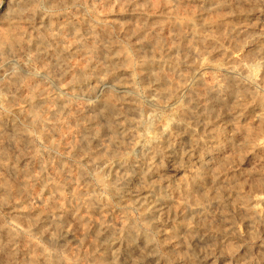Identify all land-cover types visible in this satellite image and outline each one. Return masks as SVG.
<instances>
[{
	"label": "rangeland",
	"instance_id": "obj_1",
	"mask_svg": "<svg viewBox=\"0 0 264 264\" xmlns=\"http://www.w3.org/2000/svg\"><path fill=\"white\" fill-rule=\"evenodd\" d=\"M74 2L83 6L72 7ZM44 9L26 11L22 0H2L0 4V237L7 241L9 234H13L18 254H26L29 264H48V237L41 235L46 221L42 218L48 214L47 207L54 196L86 191L84 181H77L76 164L85 163L92 152L99 151L100 145L107 144L105 132L109 131L108 136H111L113 116L124 113L119 123L128 131L126 143L130 140L140 142L144 127L128 123L125 118L128 121L147 119L152 116V109H141L139 103L134 102L135 97L127 95L136 90L129 86L133 79L137 88H148L152 95L161 92L162 98L170 102L162 124L170 127L173 133L182 129L176 135L177 145L194 140L193 132L204 135L205 125L209 132L213 131L203 110L210 107L208 101L215 99L214 96L222 95L223 89L232 93L231 103L236 110L246 109L241 117L246 130L259 127L254 118L261 111L258 105H264V100L259 99L238 103L239 94L251 88L242 82L241 75L229 78L219 68L225 58L231 57L234 63L242 66L244 75L249 73L244 79L251 80L258 75L257 82L264 87L261 58L264 56V7H245L242 0H45ZM240 25L253 28L249 36L234 33L232 27ZM193 32L197 36L206 35L208 39L189 38ZM204 47L220 53L212 59L205 54ZM203 60H210L211 66L192 79ZM106 68L113 72L103 79ZM111 77L127 85L124 90L127 99L117 103L115 108L102 103L110 99L112 87L118 93L113 83L106 82ZM153 79L158 84L149 88ZM185 83L189 84L188 88L177 91ZM177 117L181 118L180 123L176 122ZM217 121V129H221L223 122L219 120L218 108ZM235 129V132L230 129V134L241 140L240 125ZM217 141L221 142L222 137ZM254 157L255 153L234 156L229 145L206 159L213 160L216 166L232 160L237 168L251 169ZM198 160L199 154L194 163ZM163 162L167 165L161 171V175L168 178L165 186L169 179H174L176 190L149 199L163 235L170 237L165 239L164 249L179 255L180 248L186 249L189 243L193 216L199 219L201 210L195 207V202L210 192V186L201 190L198 181L189 179L182 168L174 167L180 163L179 157L170 159L165 153ZM196 167L200 164L196 163ZM62 184L65 186L63 193L58 191ZM136 187L139 188V184ZM248 190L246 187L245 191ZM142 194L148 195L147 192ZM182 196L191 197L192 208L181 207ZM230 198L231 205L225 201L223 207L213 203L209 208L213 228L220 230L213 235H222L231 227V221L245 233L250 231L252 221L243 220V209L235 206V194ZM113 203L114 208L93 210L85 220H92L97 231L101 215L109 223L120 226L124 205L118 201ZM127 203L131 205L132 201ZM60 204L69 206L63 199ZM259 206L264 208V203ZM66 219L74 230L79 228L69 235V240L82 239L88 225L80 224L74 212ZM259 231L261 239L240 250L237 259L251 252L252 264H264V223ZM204 234L203 230L193 233L191 242L195 244L196 237ZM87 243L96 246V236L91 235ZM116 244L115 248L123 253V260L131 250L126 242ZM90 250L86 247L83 252ZM78 251L76 244L69 245L64 264H72L73 255ZM111 255L109 253L99 264H108ZM24 258H20L21 262ZM218 264H224V258ZM240 264L246 261L240 260Z\"/></svg>",
	"mask_w": 264,
	"mask_h": 264
},
{
	"label": "clouds",
	"instance_id": "obj_2",
	"mask_svg": "<svg viewBox=\"0 0 264 264\" xmlns=\"http://www.w3.org/2000/svg\"><path fill=\"white\" fill-rule=\"evenodd\" d=\"M22 2L29 12H34L36 8L44 9L45 0H22ZM242 3L245 7L254 9L264 7V0H242ZM76 6L83 5L74 2L72 7ZM112 72L113 69L106 68L102 78L106 79L107 76L112 75ZM242 82L249 85L251 91L241 92L237 97L238 103H246L253 99L264 100V87L256 78L243 79ZM119 83L123 84L124 81ZM156 84H158L157 80H151L149 88ZM129 86L136 90L127 95L134 96V102H138L141 109L151 107L152 116L147 119L142 117L140 121H128L127 117L125 118L128 123L144 127L139 143L136 140L125 142L128 131L122 129L119 123V117L124 113L119 112L113 116L111 136L109 137L108 132H105L107 144L100 145L99 151L92 152L85 163L76 164L79 170L77 181H84L86 191L76 193L69 191L67 196L51 198L47 209L46 227L41 233L48 237L49 250L46 253L48 264H64L65 253L69 252L71 244H76L79 250L73 255L72 264H99L109 253L112 255L108 264H218L221 258H224V264H240V260L252 264L251 252H246L239 259L237 254L247 245L261 239L259 229L264 223V208L259 206L264 203V151H257V149L264 150V105H258L261 111L259 116L254 118L258 120L259 127H250L246 130L241 123L240 113L231 103L232 93L223 89L222 95L215 99L214 106L203 110L204 115L211 122L210 127L213 131L209 132L208 125H205L204 135L193 132L194 140L177 145L176 135L182 129L178 128L176 133H173L170 127H164L162 124L170 102L162 98L161 92L152 95L148 88H137L135 79ZM117 95L116 88L112 87L108 104L113 108L124 99L123 96L117 99ZM217 108L219 120L223 122L221 129H217ZM244 119L248 118L244 117ZM168 122L172 123L170 117ZM176 122L180 123L181 118L177 117ZM199 124L200 121L197 120V126ZM237 124L240 125L241 140H238L236 135L230 134V129L232 132L236 131L232 126ZM188 127L191 128V124H188ZM218 137H222L221 142L217 141ZM229 145L233 149L234 156L255 153V162L251 169L237 168L232 160L216 166L213 160L206 159L214 156L217 150ZM138 148L141 151L138 152ZM165 153H168L170 159L179 157L180 163L174 164V167L182 168L187 172L189 179L198 181L201 190L210 186V192L195 202V207L201 210L199 219L193 216L189 228V243L186 249L180 248L179 255L175 251L164 249V241L170 237L163 235V229L155 213L152 212L149 199V197L156 199L160 195L170 194L176 190L175 180L169 179L168 185L165 186V180L168 178L161 175V171L167 168L163 162ZM197 154L199 160L194 163ZM196 163H199L200 167H196ZM137 184L139 188L136 187ZM246 187L248 191H245ZM58 191L63 193L65 186L62 184ZM144 192L148 195H143ZM231 194H235V206L243 209V220L252 221L250 231L245 233L235 221H231V227L223 231L222 235H213L214 231L220 230L213 228L209 208L213 203L223 207L225 201L231 205ZM62 199L67 202L68 207L61 206ZM128 200L132 201L131 205L127 203ZM114 201L124 205L121 208L119 227L115 222L109 223L103 215L100 216L98 231L93 228L92 220H85L93 210L102 211L113 207ZM193 203L191 197H181V207L192 208ZM73 212L80 224L88 225L83 238L78 241L69 240L70 234L79 231V228L74 230L66 219ZM201 230L205 234L202 237L198 235L196 243L193 244L192 234ZM91 235L96 236L98 242L96 246L87 243ZM9 236L7 241L0 237V264H29L26 254L22 252L18 254L15 236L11 233ZM125 242L131 252L122 260L121 252L115 248V245L116 243L123 245ZM86 247L91 250L83 252ZM22 256L25 258L21 262Z\"/></svg>",
	"mask_w": 264,
	"mask_h": 264
},
{
	"label": "bare ground",
	"instance_id": "obj_3",
	"mask_svg": "<svg viewBox=\"0 0 264 264\" xmlns=\"http://www.w3.org/2000/svg\"><path fill=\"white\" fill-rule=\"evenodd\" d=\"M174 1V0H173ZM200 3H201V1H199ZM199 3V4H200ZM175 5V4H174ZM128 7V6H127ZM205 7H207V6H205ZM169 8V7H168ZM208 8V7H207ZM262 9H263V7H262ZM208 11H209V9H208ZM210 11H213V10H210ZM209 11V12H210ZM217 11V10H216ZM81 12V11H80ZM87 12V11H86ZM223 12V11H222ZM43 13V12H42ZM155 13V12H154ZM83 16H85V15H83ZM118 16V15H117ZM151 16V15H150ZM202 17H204V15L202 16ZM66 18V17H65ZM102 18V17H101ZM151 18V17H150ZM169 18V17H168ZM201 19H203V18H201ZM262 19V18H261ZM247 20V19H246ZM81 21V20H80ZM174 21V20H173ZM202 21V20H201ZM248 21V20H247ZM200 22V21H199ZM201 24V23H200ZM216 24V23H215ZM223 24V23H222ZM194 27H196L194 24H192ZM210 25V24H209ZM236 25V24H235ZM110 26V25H109ZM226 26V25H225ZM203 28V27H202ZM228 28V27H227ZM260 28V27H259ZM208 30V29H207ZM232 30L234 31V33L235 34H237L238 36H245V37H247V36H249V34L252 32V30H253V28L251 29V28H248V26H246V25H240V26H233L232 27ZM254 30H255V28H254ZM194 31H195V29H194ZM257 30H255V32H256ZM259 31V30H258ZM152 34V33H151ZM154 34V33H153ZM232 35V34H231ZM189 37V36H188ZM191 37H194V38H197V40H199V41H202V40H207L208 38V36H206V35H198L197 36V34L195 33V32H193V34L189 37V38H191ZM252 37V36H251ZM241 38V37H240ZM253 38V37H252ZM248 43V42H247ZM26 44V43H25ZM59 44V43H58ZM79 47V46H78ZM186 47V46H185ZM202 48V47H201ZM208 48H210V47H208ZM207 47H204V52H205V54L206 53H208L211 57H212V59L213 58H215V55H217V54H219L220 52L219 51H217V52H212V51H210V49H208ZM226 48V47H225ZM250 48V47H249ZM141 50V49H140ZM229 53V52H228ZM193 54H196V53H193ZM231 54V53H230ZM235 54V53H234ZM187 55V54H186ZM198 55V54H197ZM197 55H194V56H197ZM201 56V55H200ZM206 56V55H205ZM205 56H203V57H205ZM262 56V55H261ZM234 57V56H233ZM251 57V56H250ZM13 58V57H12ZM198 58H200V57H198ZM262 58V60H263V66H264V56H262L261 57ZM118 59V58H117ZM163 60V59H162ZM206 60V59H205ZM205 60H203L202 62H200V64L196 67V70H195V72H194V74H193V77H192V79L193 78H196L197 77V74H198V72L199 71H202V70H206V68L207 69H209L208 67H210L211 66V63H210V60L209 61H205ZM205 61V62H204ZM24 62V61H23ZM125 62V61H124ZM29 64V63H28ZM183 64V63H182ZM219 64V63H218ZM119 65V64H118ZM146 65V64H145ZM219 66V65H218ZM217 66V67H218ZM182 67V66H181ZM253 67V66H252ZM22 68V67H21ZM151 67L149 66L148 67V69H150ZM166 68V67H165ZM220 68V71H223L225 74H227L228 75V77L229 78H235V77H237V75H241V80H243L244 79V77L245 76H248V74L247 73H245V75L243 74L245 71L242 69V66H238L236 63H234V61L232 60V58L231 57H228L227 59L225 58V61L222 63V65L219 67ZM252 69H254V68H252ZM26 70V69H25ZM104 70V69H103ZM1 71V70H0ZM122 71V70H121ZM193 71V70H192ZM58 72V71H57ZM167 72H168V70H167ZM254 72V71H253ZM258 72V71H257ZM176 74V73H175ZM174 75V74H173ZM201 75V74H200ZM209 75V74H208ZM244 75V76H243ZM251 75H253V73L251 74ZM257 75V74H256ZM249 77H250V75H249ZM123 78V77H122ZM209 78V77H208ZM256 78H258V75H257V77ZM210 79V78H209ZM208 79V80H209ZM212 79V78H211ZM249 79V78H248ZM251 79V78H250ZM260 79V78H259ZM7 80V79H6ZM177 80V79H176ZM180 80V79H179ZM181 80H183V79H181ZM186 80H189V79H186ZM104 81V80H103ZM106 82H110L111 84L113 83L114 84V86H116L118 89V95H117V99H119V97L120 96H123L124 97V99H123V101H125L127 98H126V96H125V94H124V90L127 88V85L125 84V83H123V84H121V83H119L120 81L118 80V79H116V78H110V79H107L106 80ZM187 82V81H186ZM176 83V82H175ZM190 83V82H189ZM189 84H187V83H185L183 86H179L178 88H177V91H180V90H182V89H185V88H188L187 86H188ZM215 85V84H214ZM235 85V84H234ZM101 86V85H100ZM111 86V85H110ZM13 87V86H12ZM58 87V86H57ZM74 87V86H73ZM108 87V86H107ZM226 87V86H225ZM231 87V89H233V87L232 86H230ZM213 88V87H212ZM107 89V88H106ZM238 89V88H237ZM58 90V89H57ZM80 90V89H79ZM98 91V90H97ZM101 91V90H100ZM108 91V90H107ZM203 91V90H202ZM172 92V91H171ZM97 93V92H96ZM169 93V92H168ZM214 93H217V92H214ZM110 94V93H109ZM68 95V94H67ZM216 95V94H215ZM8 96V95H7ZM215 97V99L217 98V96H214ZM75 98V97H74ZM107 98V97H106ZM166 98V97H165ZM184 98V97H183ZM234 98V97H233ZM188 99V98H187ZM215 99H211V100H209L208 101V106H213V104L215 103ZM131 100V99H130ZM43 103V102H42ZM103 103V105L104 106H108L109 104H108V99H106L105 101H103L102 102ZM175 105V104H174ZM174 105H172V106H174ZM254 105V104H253ZM110 106V105H109ZM127 106V105H126ZM171 106V107H172ZM190 106V105H189ZM125 108V107H124ZM246 108V107H245ZM179 110V109H178ZM245 110L246 109H244V108H241V107H239V108H237V111L240 113V118L242 117V114H244L243 112H245ZM171 111V110H170ZM176 111V110H175ZM180 111V110H179ZM178 112V111H177ZM258 112H260V111H258ZM151 117V116H150ZM102 119V118H101ZM104 121V120H103ZM203 121V120H202ZM38 123V122H37ZM233 128H236V125H233L232 126ZM109 132V131H108ZM110 133V132H109ZM129 138V137H128ZM127 139V138H126ZM11 140V139H10ZM12 141V140H11ZM15 142V141H14ZM84 142V141H83ZM139 143V142H138ZM6 144V143H5ZM13 144V143H12ZM85 145V144H84ZM100 145V144H99ZM104 145V144H103ZM86 146V145H85ZM79 148V147H78ZM178 162V161H177ZM171 171V170H170ZM171 173V172H170ZM176 176V175H175ZM145 196H147V195H145ZM44 201V200H43ZM154 202V201H153ZM164 202V201H163ZM33 203V202H32ZM37 203H39V202H37ZM41 203V202H40ZM43 203V202H42ZM41 203V204H42ZM29 205V204H28ZM155 207H157L156 205H155ZM45 208V207H44ZM48 208V207H47ZM114 208V207H113ZM27 209V208H26ZM186 209V208H185ZM28 210V209H27ZM199 214V213H198ZM167 215V214H166ZM48 216V214H45L44 216H43V221H46V217ZM27 217V216H26ZM25 217V218H26ZM8 218V217H7ZM198 219V218H197ZM117 220H119V219H117ZM43 226V225H42ZM45 227V226H44ZM119 227V226H118ZM5 234V233H4ZM116 246H117V244H116ZM121 252V251H120ZM123 253H121V255H122ZM125 255H126V253H125Z\"/></svg>",
	"mask_w": 264,
	"mask_h": 264
}]
</instances>
